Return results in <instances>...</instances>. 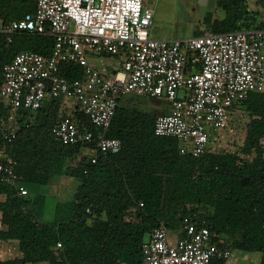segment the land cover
I'll use <instances>...</instances> for the list:
<instances>
[{"label":"trees","instance_id":"obj_1","mask_svg":"<svg viewBox=\"0 0 264 264\" xmlns=\"http://www.w3.org/2000/svg\"><path fill=\"white\" fill-rule=\"evenodd\" d=\"M259 3L264 11V0ZM216 6L225 17L215 33L264 28L245 0H216ZM35 8V0H0V17L6 24ZM54 41L48 31L24 30L8 42L0 31V79L16 53L49 55ZM62 72L72 78L81 68L67 65ZM136 99L120 102L107 131L122 141L121 150L102 154L92 144L95 164L83 155L82 144L53 137V125L71 114L62 99H48L36 111L21 110L13 142L4 145L0 135V154L15 159L20 177L17 186H9L0 175V242L17 240L22 253L0 264H143L142 247L153 229L164 225L176 231L189 213L207 219L214 242L229 243L232 251L259 252L264 264V92L252 93L240 105L251 116L241 155L209 149L200 157L182 154L176 138L155 135L157 115L133 109ZM0 112L6 113L2 107ZM71 117L96 132L86 116L75 112ZM78 157L70 168L67 161ZM66 174L80 180L77 191L71 200L58 202L54 221H43L45 195L24 196L19 183L42 186Z\"/></svg>","mask_w":264,"mask_h":264},{"label":"built area","instance_id":"obj_2","mask_svg":"<svg viewBox=\"0 0 264 264\" xmlns=\"http://www.w3.org/2000/svg\"><path fill=\"white\" fill-rule=\"evenodd\" d=\"M35 3L33 13L3 25L7 41L24 30L48 31L55 41L49 55L20 51L2 68L0 107L8 116L0 112L4 145L17 137L14 117L21 110L36 111L48 99H62L71 114L53 125V137L62 144H82L95 164L94 148L102 154L122 148L119 138L107 136L120 102L161 97L170 103V111L157 115L155 135L176 138L182 154L200 157L214 131L231 127L233 111L252 93L264 92V28L258 25L182 40L156 39L151 36L155 10L147 0ZM99 55L119 60L120 68L102 73L91 63ZM67 65L80 67V74L65 75ZM75 112L86 116L96 132L71 117ZM15 165L14 158L0 154V175L9 186L20 180ZM142 255L143 264H217L229 260L232 249L212 240L206 218L189 213L176 231L164 225L154 228Z\"/></svg>","mask_w":264,"mask_h":264},{"label":"rangeland","instance_id":"obj_3","mask_svg":"<svg viewBox=\"0 0 264 264\" xmlns=\"http://www.w3.org/2000/svg\"><path fill=\"white\" fill-rule=\"evenodd\" d=\"M31 1V0H30ZM155 10L153 31H159L167 35V39H186L193 35L203 34L209 31H216L217 25L224 19V11L216 6V0H147ZM252 14H255L257 22L264 21V11L261 8L259 0H245ZM216 29V30H215ZM94 65L105 70L112 71L117 66L115 60L104 55L93 58ZM104 71V72H105ZM164 98H138L134 101L133 109L159 115L166 112L164 107L169 103ZM4 117V113L2 114ZM22 114H17L14 121L20 124L19 120ZM32 121L34 117H26ZM8 120V118H6ZM250 113L245 106H239L231 115V127L228 130L214 131L209 146L210 153H237L242 148L243 141L246 136L247 124L250 121ZM18 124V125H19ZM216 137L219 140L216 141ZM94 153V150H91ZM87 154V150H83V155ZM241 155V154H240ZM68 160L70 168L75 167L77 161ZM80 180L70 174L56 177L47 185H33L19 183V188L24 189V196H35L36 194L45 195V206L42 216L43 221L52 222L57 218L58 202H67L71 200L77 191ZM224 242L225 237L221 239ZM8 250L7 257H14L16 249L9 245L0 248V255L4 257V249ZM15 251V252H14ZM232 257L225 264H260L261 253L259 252H242L233 248Z\"/></svg>","mask_w":264,"mask_h":264},{"label":"crops","instance_id":"obj_4","mask_svg":"<svg viewBox=\"0 0 264 264\" xmlns=\"http://www.w3.org/2000/svg\"><path fill=\"white\" fill-rule=\"evenodd\" d=\"M154 17H155V15H154ZM153 24H154V20H153ZM3 25H4V22H3V20H2V18L0 17V31H2V27H3ZM153 27V26H152ZM151 27V36L153 37V38H156V39H167V35L165 34V33H162V32H159V31H153V28ZM3 32V31H2ZM96 57V56H95ZM95 57H93V58H95ZM106 57H108V56H106ZM92 58V60H91V63L92 64H95V63H93V59ZM115 60V59H114ZM115 63L117 64V66H115L113 69H112V71H110V72H106L105 70V72L103 71V70H101V68H99L98 66H96L97 68H99V70L102 72V73H104V74H110V73H112L114 70H116V69H118V68H120V62H119V60H115ZM168 103V102H167ZM167 109V111L166 112H163L162 114H164V113H169V111H170V103H168L165 107H164V109ZM5 114H4V117H5V119L8 117L7 116V110L5 109ZM2 114V113H1ZM0 217H1V215H0ZM0 228H3V225H2V223H1V220H0ZM9 245H11V246H13V249H16V247H17V252H15L16 254H15V256L14 257H7L6 255L7 254H9L8 253V250H7V248L6 249H4V257L2 256L3 254H1L0 255V260H7V259H15V258H21L22 257V253H21V251L19 250V243H18V241L17 240H8V241H1L0 242V248L1 247H3V246H5V247H7V246H9ZM37 264H47V263H45V262H42V263H37Z\"/></svg>","mask_w":264,"mask_h":264}]
</instances>
